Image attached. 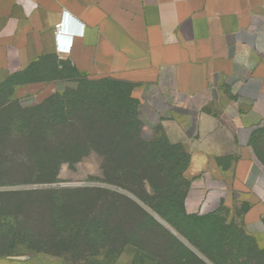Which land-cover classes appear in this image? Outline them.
<instances>
[{"label":"crops","instance_id":"1","mask_svg":"<svg viewBox=\"0 0 264 264\" xmlns=\"http://www.w3.org/2000/svg\"><path fill=\"white\" fill-rule=\"evenodd\" d=\"M48 64L168 99L193 143L185 213L226 214L264 249V0H0V95L41 105Z\"/></svg>","mask_w":264,"mask_h":264},{"label":"rangeland","instance_id":"2","mask_svg":"<svg viewBox=\"0 0 264 264\" xmlns=\"http://www.w3.org/2000/svg\"><path fill=\"white\" fill-rule=\"evenodd\" d=\"M46 67V75L57 79L60 83L59 90L52 92L45 107L30 110L22 109L16 103L11 102L12 97L0 95V158L23 160L14 167L9 165L3 171L16 176L23 183L0 187V191L101 187L119 192L142 207L160 227L173 234L203 261L207 264H213L144 202L146 200L154 206H159L161 213H164L166 217L182 223L187 222L188 227L185 226L183 229L194 231L197 240L201 238L199 237L201 221H186L183 210V199L189 186V181L184 172L193 143L191 139L186 137L183 120L175 116L169 106L168 99L165 97L145 93L130 83L112 77L100 81L95 80L99 82L97 83L101 88H110L113 91L118 100L117 105H114L116 108L117 106L121 107L114 111H119L122 119L132 124L130 134L132 137L135 136L133 141L136 143L140 140L139 146L134 145L136 148L131 154L127 150L121 151L120 154L123 163L126 164L125 167L132 169V171H122L118 175L130 182L128 186L130 191L120 188L117 185L119 183L113 184L105 181V173L102 169L104 159L100 152L98 154L91 151L87 145L82 146L80 144L85 139H74L77 136L69 138L70 136L65 134L59 135L57 139H40L39 132L36 130H34V137L29 136L28 138L27 135L7 136L8 132L16 128L17 121L30 122L37 127L50 125L53 121L60 120L65 103L69 104L72 111L71 116L69 113L70 117L81 118L82 114L78 108L84 104L91 109H97L99 115L106 121L104 117L106 107L99 108L93 88H91V78L78 75L75 72L72 73L71 70L70 73H62L53 64H48ZM104 129L101 130V133H106L104 135L106 136L109 131L106 127ZM113 131L114 129L110 130V137L113 136ZM109 135L104 141L109 140ZM100 146L103 147V151L106 150L103 139ZM46 157L51 158V163H48ZM61 159H66L69 162L62 165L57 174L56 182L37 183L50 179L49 174L37 175V171L41 169L51 170V168L53 171V166ZM74 159L79 160L74 162ZM30 170L34 172L33 180L28 177L31 173ZM107 170L111 173L115 170V166L107 165ZM133 192H137L140 197ZM118 203H120L121 208L117 215L111 218V226H120L122 233L112 235L100 233L99 239H95L96 241L90 240V237L56 240L51 236L52 232L50 233V229L52 231L51 224L39 223L34 228L40 233V239L20 238L16 242L17 245L8 254H0V264H154L139 250L131 246L123 247L128 235L124 232L121 221L130 219V215L127 216L129 210L126 209L123 201ZM74 210L78 213L81 212L77 207H74ZM76 212H72V215L78 214ZM94 215L97 216V214ZM94 215L93 217H95ZM230 221L231 219L228 217V222ZM129 227L130 223L126 224L125 228L128 229ZM226 228L228 235L234 239L229 244L230 249L228 248L229 252L227 253H232L238 247H243L246 254L256 258L257 263L264 264V253L258 249V242L259 240L262 241V234H254L238 225H227ZM160 230L153 228L154 236L141 237V241L148 246H151V243L161 246L164 235ZM37 241H40L41 245L38 246L37 243L39 242ZM0 244L4 247L7 242L0 240ZM225 264L236 263L230 261L229 256Z\"/></svg>","mask_w":264,"mask_h":264},{"label":"trees","instance_id":"3","mask_svg":"<svg viewBox=\"0 0 264 264\" xmlns=\"http://www.w3.org/2000/svg\"><path fill=\"white\" fill-rule=\"evenodd\" d=\"M98 81L92 80L91 88H93L99 108L106 107L104 116L106 121L99 115L97 109H91L84 104H81L78 108V111L82 114L81 118L70 117L72 111L69 104L65 103L63 104L65 107L60 120L53 121L50 125H40L37 127L30 122L17 121L16 128L11 131L12 133L8 132L7 136L27 135L28 138L29 136L34 137V130H36L39 132L40 139H57L61 134L70 136L69 138H71V136H77L74 139H85L82 140L80 144L82 146L87 145L91 151H95L98 154L100 152L104 159L102 169L105 173V181L113 184L119 183L117 185H119L120 188L130 191V189H128L130 182L126 178L118 176L122 171H132L131 167H125L126 164L123 163L120 154L121 151L124 150H127L128 153L131 154L136 148L135 146H139L140 140L136 143L133 141L135 136L132 137L130 134L132 124L127 122V120H123L119 111H114L121 107L117 106L116 108L115 105H117L118 100L115 98L113 91L110 88H101ZM47 100L39 106L27 108V110L45 107ZM105 127L109 133L111 129H114L113 139L107 132L106 136L109 135V140L107 142L104 141V139H106V136H104L106 133H101V130H105ZM82 130L84 131L81 132ZM102 139L105 143V151H103V147L100 146ZM46 159L48 163H51L50 157H46ZM78 160L79 159H74V162H78ZM19 161L22 162L23 160ZM19 161L9 158H0V187L15 186L23 183V181L17 179L16 176L3 172L4 168H7L9 165L14 167V165L19 164ZM68 162L69 161L66 159L59 160L57 164L53 166V171L52 168L51 170H38V173H36L37 175L42 173L49 174L50 179L37 183H55L57 174L62 165ZM29 165H31V163H29ZM107 165L115 166V170L109 173ZM28 177H30V179L34 178V172L31 171ZM133 193L140 197L137 195V192ZM120 201H123V204L126 205V209L129 210L127 216L130 215V219H127L128 221H121L124 232L128 235L123 247L131 246L139 250L154 264H207L173 234L163 227H160L154 218L134 201L119 192L101 187L0 191V240L7 242L4 247L0 244V254H8L17 245L16 242L22 237L40 239V233L36 231L34 227L36 224L44 222L51 224L52 231L50 229V233L52 232L51 236L56 240L90 237V240L96 241L95 239H99L100 233L102 235L122 233L120 226H111V218L117 215V212L121 208L120 203H118ZM144 202L155 210L177 231V233L189 241L213 264H225L229 256L230 261L236 264H260L256 262L255 257L246 254L243 247H238L234 252L227 253L229 252V244H231L234 239L228 235L226 226L238 225L244 228L236 220L228 222V215L221 212L210 215H187L184 211L186 221H201L199 226V237L201 238L197 240L194 231L183 229L185 226L188 227L186 225L187 222L182 223L173 218L166 217L164 213H161L159 206H154L146 200H144ZM106 203H109V205H106ZM74 207L80 209L81 212H76ZM74 211L78 214L74 213V215H72ZM94 214H97L98 217ZM93 215L95 217H93ZM128 223H130V227L126 229L125 226ZM65 225L66 227H63ZM153 228L156 230L161 229L160 231L164 235V241L161 246L155 245V243H151V246H148L140 239L141 237L148 238L149 235L154 236ZM37 242H39L37 243L38 246L41 245L40 241ZM258 249L264 253V249L259 246Z\"/></svg>","mask_w":264,"mask_h":264},{"label":"built area","instance_id":"4","mask_svg":"<svg viewBox=\"0 0 264 264\" xmlns=\"http://www.w3.org/2000/svg\"><path fill=\"white\" fill-rule=\"evenodd\" d=\"M65 16H67V13H64ZM55 32H56V41H57V50L60 54H69L71 50V44L70 47H61L60 42L62 37H64L66 29H65V22H60L55 26ZM70 42V39L69 41Z\"/></svg>","mask_w":264,"mask_h":264}]
</instances>
